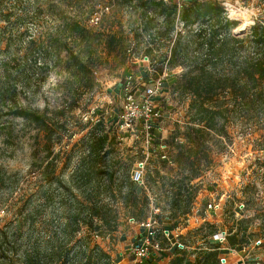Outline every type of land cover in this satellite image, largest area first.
I'll return each instance as SVG.
<instances>
[{"label":"rangeland","instance_id":"374dc122","mask_svg":"<svg viewBox=\"0 0 264 264\" xmlns=\"http://www.w3.org/2000/svg\"><path fill=\"white\" fill-rule=\"evenodd\" d=\"M213 1L223 7L226 18L236 22L230 28L234 36L243 38L252 26L264 25V0ZM126 2L0 0V13L8 19L0 20V75L4 66L17 76V105L41 115L44 123L6 115L4 108L0 111V264H23L22 259L36 247L42 254L45 241L60 243L57 229L64 219V210L68 212L73 206L67 188L73 194L77 192L74 180L84 174L90 161L87 148L91 137L104 134L110 141L104 149L105 157L95 168L115 170V185L126 184L135 165L144 162L142 183H135L140 198L135 213L143 214L132 218L127 209L117 204L116 231L109 238H95L112 264H168L169 249L177 242L192 248L204 234L217 240L215 235L244 227L246 231L238 234L234 247L217 240L221 244L220 264H264V105L230 111L226 137L220 138L213 131L206 136L207 157L196 162L197 170H189L184 162L166 163L169 154H175L176 141L183 140L179 136H183L187 122L194 116L188 106L189 96L174 83L173 75H180L183 66H177V62L171 69L162 68L161 61L169 47L165 38L169 23L162 20L157 25L161 28L151 31L154 22L147 19L144 24L145 15L138 1ZM105 6L108 9L98 23H91L90 16ZM71 19L89 33L93 54L88 72L81 80L75 78L79 83L69 88L67 83L74 77L70 79L64 66L67 47L61 43L55 54L50 42L51 37L67 39L71 51L77 52L73 36L61 26ZM140 26L151 36H136ZM198 26L199 23H192L183 27L176 18L170 34H180L185 40ZM241 26L244 28L240 30ZM154 33H159V37ZM145 46L154 49L148 54L153 57L151 61H141ZM253 52L251 45V56ZM245 55L246 51H242L238 57ZM129 78L141 84L158 78L163 81L159 94L153 97L162 115L155 121L160 129L155 131L156 138L151 134L148 141L138 129L123 131L116 127L123 86ZM156 143L165 147L161 149ZM189 146L186 144L184 150L188 151ZM191 171L197 174L191 182L194 199L185 220L178 217L176 227L171 222L164 225L170 230L165 235L170 242L156 235L154 241L160 249L151 251L154 256L151 253L140 258L133 254L132 247L139 242L148 220H154L159 230L163 227L158 216L174 214L164 194L169 190L176 192L179 183L174 186L162 176L173 178ZM98 184L103 190L102 182ZM185 191L187 197V188ZM142 196L147 197V204ZM86 216L81 214L82 218ZM201 226L202 232H198ZM77 241L89 246V231L83 229L69 245Z\"/></svg>","mask_w":264,"mask_h":264},{"label":"trees","instance_id":"16d2710c","mask_svg":"<svg viewBox=\"0 0 264 264\" xmlns=\"http://www.w3.org/2000/svg\"><path fill=\"white\" fill-rule=\"evenodd\" d=\"M135 1L141 5L145 15L144 24L147 19L154 22L151 31L159 30L161 27L157 25H161L162 20L164 23L166 21L169 23L170 26L166 28L165 33L169 47L164 52V61H161L162 68L171 69L177 62H179L177 66H183H181L183 70L180 75H173L174 83L179 85L180 91L189 96L188 106L194 112L191 122H187L184 128L183 136H179L183 140L176 141L177 150L174 155L172 152L169 154L166 163L175 162L177 165H181L184 162L189 170H197L199 163L196 162L207 157L206 136L213 131L220 138L226 137V125L229 124L230 111L238 108L250 110L256 104L264 105V25L252 26L245 37L239 38L231 34L230 29L236 22L226 18L223 15V7L213 0H187L186 2L183 0L179 7L177 0L174 2ZM130 2L131 0H127L126 3ZM53 7L58 8L57 4H54ZM154 11H157V14ZM156 15L161 18H156ZM4 16L0 13V20L8 21ZM176 18L182 22L183 27L192 25V23H199V26L186 36L187 39L182 40V35L170 34ZM61 26L63 29L66 28L64 30L68 32V35L73 36V40L78 45L77 52L71 51L69 40L62 41L58 37H51L50 47L55 54H58L59 50L56 48L61 43L67 47L65 51L68 60L64 66L70 79L74 77V81L71 79V82L67 83L71 88L73 83H79L77 79L81 80L88 72L93 49L89 47V33L79 22L74 19L66 20ZM144 34L151 36L143 29V26H140L135 35L139 37ZM154 35L159 37V33H154ZM68 39L71 40L70 37ZM251 45L254 49L253 56H251ZM152 51L154 49L149 46H145L143 50L148 58V54ZM242 51H246V55L238 57ZM180 54L182 55L181 59L179 58ZM150 57L151 61L153 57ZM2 70L3 74L0 75V111L4 108L6 115L19 117L23 120L32 119L38 124H44L41 121V115L31 114L26 107L17 105V76H14L7 67L3 66ZM216 126H219L218 130ZM151 134L156 138L154 130ZM108 139L107 134L91 137L87 148L90 161L83 171L84 174L82 173L79 179L74 180L77 183L75 185L77 192L73 194L71 189L67 188L70 190L68 197L72 200L73 206H70L72 209L68 208V212L64 210V219L61 220L57 229L61 235L60 243L47 244L45 241L46 246L42 254L36 247L22 259L23 264H46L48 262L53 264H112L109 254L101 248L95 238H109L116 231L118 225L117 204L127 209L132 218H134L133 216L141 217L140 215L143 213L138 215L137 212L135 213L140 198L131 178L124 185L121 182L119 185H115V170H96L95 168L97 163L101 162V158L105 157L104 149L108 146L110 141ZM158 144L156 143L157 146ZM186 144L191 145L188 151L184 150ZM173 156L176 158L173 159ZM192 172L190 174L181 173L173 178L162 176L166 180H171L170 183L174 186L179 183L175 187L176 192L169 190L164 194L170 211L174 213L173 216H158V218L160 217L158 223L163 228H160L156 235L166 242H170V240L166 238L163 231L170 233V230L164 228V225L171 222L172 227H176L178 217L185 220L190 203L194 199L191 182L197 177V174ZM2 177L3 174H0V181ZM98 181L102 182L103 190H100L101 186ZM78 182H81L82 185H79ZM185 188L188 191L187 197ZM184 191L185 193L182 194ZM142 198L147 204V197L142 196ZM83 213L87 215L86 218L81 217ZM171 219H175V222ZM209 227L213 228L211 224ZM83 229L89 231V246L82 241L69 245L73 238L82 233ZM202 229L201 226L197 231L202 232ZM213 229L215 230V228ZM241 229L231 230L226 235L225 241L229 247H234L238 243L239 233H245L246 228ZM177 237L180 240L184 239L182 236ZM201 239L200 243L194 242L192 248L182 241L177 242L183 246L182 248L178 247L177 243L171 246L168 264H220L221 244L212 239L211 234H204ZM152 255L154 256V254Z\"/></svg>","mask_w":264,"mask_h":264},{"label":"built area","instance_id":"2783aa9c","mask_svg":"<svg viewBox=\"0 0 264 264\" xmlns=\"http://www.w3.org/2000/svg\"><path fill=\"white\" fill-rule=\"evenodd\" d=\"M167 2V0H163ZM183 0H177L178 7ZM107 7H99L97 11H95L90 16V22L93 24H97L100 18V15L107 11ZM149 59L147 56H143L141 61H146ZM127 80L123 86V99L121 105V112L117 117L116 127L123 131H127L131 129H138L145 136L148 141L151 139V132L154 130H159L157 128L155 121L161 118V111L154 105L153 97L158 95L163 86L162 78H158L155 80H151L149 83H138L134 81ZM161 149L165 147V145L158 146ZM165 157L164 154L161 156ZM143 171H144V162H138L133 168L130 178L132 182L136 184H141L143 180ZM133 219H131L132 221ZM155 221L148 220L144 224L145 233L140 236L139 242L132 247V253L140 258L148 257L152 252V250L160 249L158 244L154 241L157 227L154 226ZM168 232L163 231V234L166 235ZM226 233L223 232L221 235H215L214 238H217L219 242H223L226 240ZM178 247L182 248L181 244H177ZM153 254V253H152Z\"/></svg>","mask_w":264,"mask_h":264},{"label":"crops","instance_id":"0c3cea01","mask_svg":"<svg viewBox=\"0 0 264 264\" xmlns=\"http://www.w3.org/2000/svg\"><path fill=\"white\" fill-rule=\"evenodd\" d=\"M214 214H215V212H214ZM144 233H145V230H143V232L139 235V238H140V236L143 235ZM153 254H155V253H153Z\"/></svg>","mask_w":264,"mask_h":264},{"label":"bare ground","instance_id":"6f19581e","mask_svg":"<svg viewBox=\"0 0 264 264\" xmlns=\"http://www.w3.org/2000/svg\"><path fill=\"white\" fill-rule=\"evenodd\" d=\"M243 28H244V26H241V27H240V30L243 29Z\"/></svg>","mask_w":264,"mask_h":264}]
</instances>
